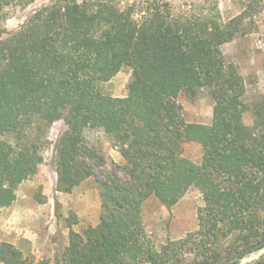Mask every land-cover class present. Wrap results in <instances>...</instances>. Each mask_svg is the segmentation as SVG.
Wrapping results in <instances>:
<instances>
[{"label":"trees","instance_id":"1","mask_svg":"<svg viewBox=\"0 0 264 264\" xmlns=\"http://www.w3.org/2000/svg\"><path fill=\"white\" fill-rule=\"evenodd\" d=\"M36 1L0 0V18ZM245 15L225 22L218 7L166 0H50L1 37L0 208L38 172L40 133L60 118L68 129L56 144L57 191L71 193L105 164L85 143L87 129L120 146L127 175L98 180L99 223L71 230L61 257L36 261L4 241L1 264H237L264 246V102L254 112L261 124L246 125L244 79L222 51ZM126 66L128 93L113 97L104 85ZM203 90L215 101L213 122L188 123L179 97ZM190 142L203 147L200 164L184 155ZM192 187L203 199L198 230L157 246L143 203L154 196L172 207Z\"/></svg>","mask_w":264,"mask_h":264},{"label":"rangeland","instance_id":"2","mask_svg":"<svg viewBox=\"0 0 264 264\" xmlns=\"http://www.w3.org/2000/svg\"><path fill=\"white\" fill-rule=\"evenodd\" d=\"M49 1L37 0L25 9L13 10L6 18H0V39L19 30L34 10ZM166 1L185 10L190 6L206 11L218 7L225 22L246 13L240 25L241 33L225 43L222 51L226 61L234 64L244 79V101L248 107L243 116L244 123L248 126L258 122L261 124L260 116L254 112L256 106L264 102V0ZM130 79L131 69L126 66L104 85V90L113 97H125ZM179 104L188 123L212 124L215 101L208 90H203L195 99L182 94ZM67 129L66 122L60 118L41 131L38 172L26 175L11 206L0 208V237L5 234L3 241L14 244L36 261L61 257L69 244L71 230L82 232L98 225L101 213L98 180L109 176L119 180L127 177L123 169L126 160L120 153V146L115 145L102 130L87 129L83 134L85 143L104 158L105 164L95 165L94 176L84 180L71 193L57 191L56 144ZM184 155L200 164L203 147L197 142L187 143L184 145ZM202 204V195L195 187L172 207L163 205L151 196L142 206L147 234L157 246L185 238L198 230L197 213ZM230 241L228 239L222 243L228 245ZM232 256L230 252L225 257ZM188 258L193 257L189 255ZM226 264L232 263L227 261ZM251 264H264V256Z\"/></svg>","mask_w":264,"mask_h":264},{"label":"water","instance_id":"3","mask_svg":"<svg viewBox=\"0 0 264 264\" xmlns=\"http://www.w3.org/2000/svg\"><path fill=\"white\" fill-rule=\"evenodd\" d=\"M264 256V246L256 251H253L239 259L237 264H251L260 260Z\"/></svg>","mask_w":264,"mask_h":264},{"label":"crops","instance_id":"4","mask_svg":"<svg viewBox=\"0 0 264 264\" xmlns=\"http://www.w3.org/2000/svg\"><path fill=\"white\" fill-rule=\"evenodd\" d=\"M0 235H1V233H0ZM4 239H6V236H5V234H3V236L2 237H0V242H4L3 240ZM1 264V263H0Z\"/></svg>","mask_w":264,"mask_h":264}]
</instances>
